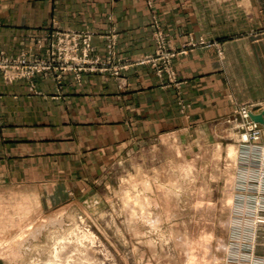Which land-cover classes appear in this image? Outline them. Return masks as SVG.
Returning <instances> with one entry per match:
<instances>
[{"label":"rangeland","instance_id":"1","mask_svg":"<svg viewBox=\"0 0 264 264\" xmlns=\"http://www.w3.org/2000/svg\"><path fill=\"white\" fill-rule=\"evenodd\" d=\"M206 1V11L189 4L193 25L216 15L226 34L183 33L154 15L155 49L128 55L118 51L115 25L102 33L54 22L19 54L0 51V76L7 84L25 79L33 90L36 77L51 78L62 92L67 75L82 85L85 75L104 74L124 91L129 71L148 67L182 103L177 58L231 42L264 47V0ZM244 108L261 112L264 100L233 101L223 116L142 137L107 178L86 181L78 193L61 185L45 203L3 193L0 264H60L69 254L66 264H264V126L253 130Z\"/></svg>","mask_w":264,"mask_h":264},{"label":"crops","instance_id":"2","mask_svg":"<svg viewBox=\"0 0 264 264\" xmlns=\"http://www.w3.org/2000/svg\"><path fill=\"white\" fill-rule=\"evenodd\" d=\"M191 2L206 11V0H0V51L19 54L54 22L102 33L115 25L118 51L128 55L155 49L154 15L183 33L226 34L216 15L197 19V29ZM93 42L104 54L105 40L96 36ZM175 66L182 103L177 89L162 87L148 67L129 71L124 91L104 74L85 75L82 85L67 75L62 92L51 78L36 77L33 90L25 79L7 84L0 76V196L16 192L45 203L46 192L54 196L61 185L78 193L86 181L107 178L110 166L142 137L223 116L233 101L264 100V47L254 43L198 49Z\"/></svg>","mask_w":264,"mask_h":264},{"label":"bare ground","instance_id":"3","mask_svg":"<svg viewBox=\"0 0 264 264\" xmlns=\"http://www.w3.org/2000/svg\"><path fill=\"white\" fill-rule=\"evenodd\" d=\"M262 111H264V109L262 110ZM262 111L261 112H258V113H255V112H253L252 110L251 111H248V112H251V114H260V113H262ZM251 114H248L249 116H250V120H253L252 119V117H251ZM254 122H258V121H255V120H253ZM263 126H264V123H261ZM246 138V137H245ZM229 153H230V155L231 156H233L234 154H236L237 153V149L235 148V147H233V146H230V148H229ZM230 156V157H231ZM169 194V193H168ZM143 203V202H142ZM131 204V203H130ZM131 216V215H130ZM67 245H65V247H66ZM69 246V245H68ZM66 247L67 249L69 248V247ZM62 252V251H61ZM64 252H65V249H64ZM63 252V253H64ZM69 252V251H68ZM63 253H60V257H61V260L63 259ZM65 253H67V252H65ZM70 255V254H69ZM69 255H68V257H69ZM68 257L66 258V259H64V263L66 264L67 263V259H68ZM67 260V261H66ZM63 263V261H61V263L60 264H64Z\"/></svg>","mask_w":264,"mask_h":264},{"label":"built area","instance_id":"4","mask_svg":"<svg viewBox=\"0 0 264 264\" xmlns=\"http://www.w3.org/2000/svg\"><path fill=\"white\" fill-rule=\"evenodd\" d=\"M71 48H73V50L75 51V47H68L66 50H68L70 52ZM248 111H251V109L244 108L243 109V115L245 116V118L248 119L250 127L253 130L260 128V126H262V124L260 122H254L253 120H250V116L248 114H251V112H248Z\"/></svg>","mask_w":264,"mask_h":264},{"label":"water","instance_id":"5","mask_svg":"<svg viewBox=\"0 0 264 264\" xmlns=\"http://www.w3.org/2000/svg\"><path fill=\"white\" fill-rule=\"evenodd\" d=\"M253 120L264 123V111L260 114H251Z\"/></svg>","mask_w":264,"mask_h":264}]
</instances>
